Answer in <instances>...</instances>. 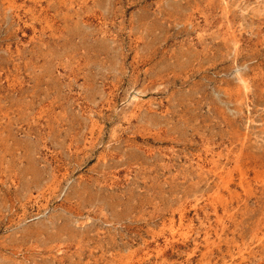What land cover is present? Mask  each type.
<instances>
[{"label": "rangeland", "instance_id": "rangeland-1", "mask_svg": "<svg viewBox=\"0 0 264 264\" xmlns=\"http://www.w3.org/2000/svg\"><path fill=\"white\" fill-rule=\"evenodd\" d=\"M8 1L0 264H264V0Z\"/></svg>", "mask_w": 264, "mask_h": 264}, {"label": "bare ground", "instance_id": "bare-ground-1", "mask_svg": "<svg viewBox=\"0 0 264 264\" xmlns=\"http://www.w3.org/2000/svg\"><path fill=\"white\" fill-rule=\"evenodd\" d=\"M9 1H10V0H9ZM9 1H8V2H9ZM11 1H12V0H11ZM11 5H12V3H11ZM227 21H228V20H227ZM226 23H227V22H226ZM228 26H229V25H228ZM229 29H230V28H229ZM227 30H228V29H227ZM232 35H233V34H232ZM232 37H233V36H232ZM234 42H235V40H234ZM225 43H226V41H225ZM240 79H241V78H240ZM241 83H242V82H241ZM241 83H240V84H241ZM241 85H242V84H241ZM247 86H248V85H247ZM242 88H243V86H242ZM238 136H239V135H238ZM242 136H243V135H242ZM243 137H244V136H243ZM238 142H239V141H238ZM240 142H241V141H240ZM242 142H243V141H242ZM239 150H240V149H239ZM241 150H242V149H241ZM237 156H238V155H237ZM214 158H215V157H214ZM233 159H236V158H233ZM213 160H214V159H213ZM236 161H237V160H236ZM236 161H235V162H236ZM214 164H215V163H214ZM214 164H213V165H214ZM216 164H217V163H216ZM238 164H239V163H238ZM220 165H221V164H220ZM236 165H237V164H236ZM199 166H200V165H199ZM214 166H215V165H214ZM216 166H217V165H216ZM200 167H201V166H200ZM220 167H221V166H220ZM222 168H223V167H222ZM218 169H219V168H218ZM206 170H208V169H206ZM221 170H222V169H221ZM226 170H227V169H226ZM203 172H204V171H203ZM240 173H241V171H240ZM242 173H243V172H242ZM263 173H264V172H263ZM205 174H207V172H206ZM219 174H220V173H219ZM258 175H259V174H258ZM216 176H217V175H216ZM211 177H212V176H211ZM221 178H222V177H221ZM223 181H224V180H223ZM225 183H227V182L225 181ZM263 185H264V184H263ZM261 188H262V187H261ZM263 188H264V186H263ZM263 192H264V191H263ZM220 197H221V196H220L219 194L216 193L215 198H216V199H220ZM216 199H215V200H216ZM220 200H221V199H220ZM227 202H228V201H227ZM221 204H222V203H221ZM201 207H202V206H201Z\"/></svg>", "mask_w": 264, "mask_h": 264}]
</instances>
